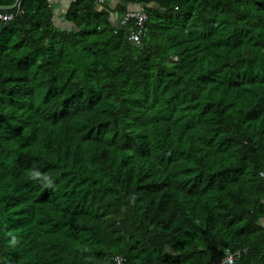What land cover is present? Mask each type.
<instances>
[{
	"label": "trees",
	"instance_id": "16d2710c",
	"mask_svg": "<svg viewBox=\"0 0 264 264\" xmlns=\"http://www.w3.org/2000/svg\"><path fill=\"white\" fill-rule=\"evenodd\" d=\"M117 1L5 11L0 264H264V0Z\"/></svg>",
	"mask_w": 264,
	"mask_h": 264
},
{
	"label": "built area",
	"instance_id": "2783aa9c",
	"mask_svg": "<svg viewBox=\"0 0 264 264\" xmlns=\"http://www.w3.org/2000/svg\"><path fill=\"white\" fill-rule=\"evenodd\" d=\"M109 0H94L98 5H104ZM15 13H8L0 11V23H8L13 20ZM146 22L147 17L145 10L142 6H138L133 10H129L122 14L119 25L122 27L129 28V37L128 40L132 43H138L146 33ZM240 251L235 252H226L225 256L220 260H215V264H233L236 259L239 258ZM118 263L121 261L117 260Z\"/></svg>",
	"mask_w": 264,
	"mask_h": 264
},
{
	"label": "crops",
	"instance_id": "0c3cea01",
	"mask_svg": "<svg viewBox=\"0 0 264 264\" xmlns=\"http://www.w3.org/2000/svg\"><path fill=\"white\" fill-rule=\"evenodd\" d=\"M49 2L50 7L54 13V22L58 28H67L68 25L65 24L62 20V13L69 7V5L74 0H46ZM111 9L117 5L113 0H109L106 3ZM262 225L264 226V220L262 221Z\"/></svg>",
	"mask_w": 264,
	"mask_h": 264
},
{
	"label": "water",
	"instance_id": "95a60500",
	"mask_svg": "<svg viewBox=\"0 0 264 264\" xmlns=\"http://www.w3.org/2000/svg\"><path fill=\"white\" fill-rule=\"evenodd\" d=\"M20 0H15L14 4L10 7H0V11H10L19 7Z\"/></svg>",
	"mask_w": 264,
	"mask_h": 264
},
{
	"label": "rangeland",
	"instance_id": "374dc122",
	"mask_svg": "<svg viewBox=\"0 0 264 264\" xmlns=\"http://www.w3.org/2000/svg\"><path fill=\"white\" fill-rule=\"evenodd\" d=\"M116 4H119L120 6H124L126 7L128 10H132V8L129 6V5H126L120 1H117V0H113ZM168 252H171V249L167 248Z\"/></svg>",
	"mask_w": 264,
	"mask_h": 264
}]
</instances>
